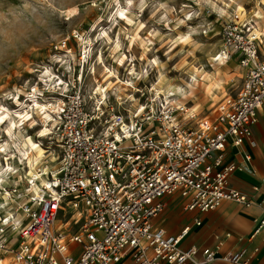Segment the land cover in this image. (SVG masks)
Returning a JSON list of instances; mask_svg holds the SVG:
<instances>
[{
    "label": "built area",
    "instance_id": "2783aa9c",
    "mask_svg": "<svg viewBox=\"0 0 264 264\" xmlns=\"http://www.w3.org/2000/svg\"><path fill=\"white\" fill-rule=\"evenodd\" d=\"M254 17L256 12L250 17L237 9L222 25L214 61L237 58L245 75L212 120L194 125V113L161 93L131 110L108 106L106 96L91 107L80 89L65 90L53 108L59 166L41 194L5 191L17 205L0 213V264H114L126 254L134 264H254L246 248L222 255L210 247L185 249L181 241L189 227L170 235L155 224L165 211L164 197L173 193L188 199L189 211L215 210L225 200L250 204L229 186L238 166L224 164V155L229 140L239 146L251 137L264 101V35ZM179 111L190 121L183 123ZM22 197L27 199L20 202ZM66 208L81 222L77 230L55 223ZM263 229L264 215L253 235Z\"/></svg>",
    "mask_w": 264,
    "mask_h": 264
},
{
    "label": "rangeland",
    "instance_id": "374dc122",
    "mask_svg": "<svg viewBox=\"0 0 264 264\" xmlns=\"http://www.w3.org/2000/svg\"><path fill=\"white\" fill-rule=\"evenodd\" d=\"M263 3L264 0H0V19L7 20L4 26L10 32L7 39L0 37V144L10 142L6 151L0 145V169H5L0 177V213L12 212L17 205V200L6 196V190L17 187L20 194L26 191L31 195V178L42 173L41 179H36V184L42 185L59 166L61 149L53 108L65 90L72 94L80 89L91 107L106 96L108 106L131 110L146 97L155 102L157 93H161L170 96L174 105H184L194 113V125L214 119L218 104L234 89L231 86L224 93L218 88L225 68L214 57L222 42V25L238 9L250 17L256 12L254 18L260 29L264 28ZM123 6L128 13L123 12L120 18L117 15ZM76 33L81 38L75 37ZM133 37L136 40L131 46ZM83 51L86 55L82 58ZM108 68L113 76L106 79ZM50 71L54 77L49 76ZM241 77L239 71L233 82L239 83ZM32 93L49 104L50 122L46 123L40 110L30 107L31 100L27 108L31 120L18 115L16 110L22 109L18 100L30 99ZM177 116L183 123L190 121L183 118L186 115L182 111ZM11 125L15 134L9 133ZM44 126L49 133L39 136ZM29 137L40 150L29 144ZM20 147L28 151V159H23ZM175 194L178 193L172 195ZM179 198L175 195L173 200ZM174 205L167 201L160 222H176L184 217L186 210ZM65 210L59 216L63 227L77 230L81 222L76 224L68 208Z\"/></svg>",
    "mask_w": 264,
    "mask_h": 264
},
{
    "label": "crops",
    "instance_id": "0c3cea01",
    "mask_svg": "<svg viewBox=\"0 0 264 264\" xmlns=\"http://www.w3.org/2000/svg\"><path fill=\"white\" fill-rule=\"evenodd\" d=\"M258 28L264 35V28L260 29L259 25ZM261 52L264 56V46L261 47ZM222 64L225 69L222 68V73H220L222 78L218 83V88L226 93L232 86L234 89L229 94H234L239 89L245 70L239 65L237 58ZM239 71L242 72V77L241 81L236 84L233 78ZM223 96L224 94L221 97ZM262 104L258 109V120L253 125L251 137L239 146L229 140L224 155V164L234 163L238 166L229 178V186L244 192L250 200L249 205L225 200L215 210L189 211L184 208L188 199L180 194H175L180 196L176 200H173L175 195L164 197L166 204L169 201L171 204L174 203L175 207L182 206L186 213L180 221L169 220L164 224L160 222L163 212L156 218L155 224L162 226L170 235H178L183 229L189 227V232L181 241L183 248L189 249L195 246L202 250L210 247L215 249L218 255L246 248L254 264H264V229L258 235H253L259 219L264 215V101ZM255 248L259 250L255 252ZM197 256H201L200 251ZM114 264H134V262L130 255L126 254L121 261ZM213 264L234 263L218 259Z\"/></svg>",
    "mask_w": 264,
    "mask_h": 264
},
{
    "label": "bare ground",
    "instance_id": "6f19581e",
    "mask_svg": "<svg viewBox=\"0 0 264 264\" xmlns=\"http://www.w3.org/2000/svg\"><path fill=\"white\" fill-rule=\"evenodd\" d=\"M122 9H123V11L122 12H120V14L119 15H117L118 17H120V18H123V12L124 13H128L126 10H125V6H123L122 7ZM262 15V14H261ZM118 23V22H117ZM135 37H133V40H132V42H131V46H134V43H135ZM106 68H107V66H106ZM108 70H109V72H108V76H106V79L108 78H110V77H112L113 76V73L110 71V69L108 68ZM46 73V72H45ZM49 73V76H51V77H54V75H53V72H48ZM118 80H121V78L120 77H118ZM128 82V84H130L131 82L130 81H127ZM102 90V89H101ZM32 101L33 102V104H32V106H30L31 108H36V109H38V110H40L42 113H43V115H44V117H45V121H46V123H48V122H50L51 120H52V117H51V113L47 110V108H48V105L49 104H45V103H43V102H41L39 99H38V97L36 96V94L35 93H32V95L30 96V99H27V100H25V101H23V100H18V103L20 104V105H22L21 106V110H16L17 111V113H18V115L20 116V117H22L23 116V118L25 117L26 118V120H31V115H30V110H28L27 108L29 107V102L28 101ZM192 108H194V107H192ZM34 122V119L32 120V123ZM10 132L9 133H11V134H15V128H13V125H11L10 127ZM40 133H44L43 135H39V136H45L46 134H48L49 133V128L48 127H46V126H44V128L41 130V132ZM29 144L31 145V146H33V148H35V149H38V150H40V148H39V144H37L35 141H32L31 140V138L29 137ZM0 145H2V148H1V150L2 151H6V150H8V147L10 146V142L8 141V140H4ZM0 150V151H1ZM20 150H22L23 151V159H28L29 158V155H28V151L27 150H25L24 148H21L20 147ZM0 164L2 165V163L0 162ZM5 173V169L3 168V166H2V169H0V177H1V175L2 174H4ZM36 175V177H39V179H41V176H40V174H35ZM31 176H32V174H31ZM47 184V182H44L42 185H40V184H34V185H32L31 186V190H32V192H33V194H41L42 193V191H43V189H44V187H43V185H46ZM2 206V205H1ZM3 208H4V206H3ZM6 210V209H5ZM6 213H12V212H9V211H5ZM55 223L56 224H60L61 226H64V223L61 221V219H59V218H57L56 219V221H55Z\"/></svg>",
    "mask_w": 264,
    "mask_h": 264
},
{
    "label": "clouds",
    "instance_id": "9594fccd",
    "mask_svg": "<svg viewBox=\"0 0 264 264\" xmlns=\"http://www.w3.org/2000/svg\"><path fill=\"white\" fill-rule=\"evenodd\" d=\"M7 23V20L0 19V37L7 39L10 35L9 28L4 25Z\"/></svg>",
    "mask_w": 264,
    "mask_h": 264
},
{
    "label": "snow or ice",
    "instance_id": "6c2138e0",
    "mask_svg": "<svg viewBox=\"0 0 264 264\" xmlns=\"http://www.w3.org/2000/svg\"><path fill=\"white\" fill-rule=\"evenodd\" d=\"M217 59H219L218 57H217ZM44 133H39V135H43Z\"/></svg>",
    "mask_w": 264,
    "mask_h": 264
}]
</instances>
